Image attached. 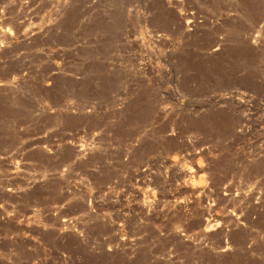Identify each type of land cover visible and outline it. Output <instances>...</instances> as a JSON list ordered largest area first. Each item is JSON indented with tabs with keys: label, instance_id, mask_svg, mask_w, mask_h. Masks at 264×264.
<instances>
[{
	"label": "rangeland",
	"instance_id": "rangeland-1",
	"mask_svg": "<svg viewBox=\"0 0 264 264\" xmlns=\"http://www.w3.org/2000/svg\"><path fill=\"white\" fill-rule=\"evenodd\" d=\"M0 264H264V0H0Z\"/></svg>",
	"mask_w": 264,
	"mask_h": 264
}]
</instances>
